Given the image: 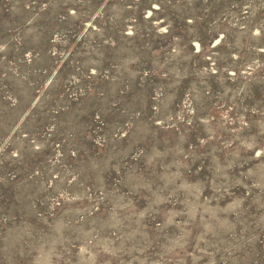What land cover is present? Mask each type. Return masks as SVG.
<instances>
[{
  "label": "rangeland",
  "instance_id": "obj_1",
  "mask_svg": "<svg viewBox=\"0 0 264 264\" xmlns=\"http://www.w3.org/2000/svg\"><path fill=\"white\" fill-rule=\"evenodd\" d=\"M150 1L0 0V264H264V0Z\"/></svg>",
  "mask_w": 264,
  "mask_h": 264
},
{
  "label": "trees",
  "instance_id": "obj_2",
  "mask_svg": "<svg viewBox=\"0 0 264 264\" xmlns=\"http://www.w3.org/2000/svg\"><path fill=\"white\" fill-rule=\"evenodd\" d=\"M151 1H156V0H151ZM151 1L148 2V3H146V4H144V8H146L147 4L149 5L150 3H153V2H151ZM154 3H159V2L156 1V2H154ZM148 8H151V7L149 6ZM160 9H161V10H164V9L162 8L161 4H160ZM160 9H159V10H160ZM153 13H155V12H153ZM199 35H200L201 39H205V35H204V33H200Z\"/></svg>",
  "mask_w": 264,
  "mask_h": 264
}]
</instances>
